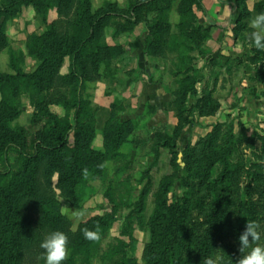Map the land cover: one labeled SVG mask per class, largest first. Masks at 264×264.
<instances>
[{"label":"rangeland","instance_id":"rangeland-1","mask_svg":"<svg viewBox=\"0 0 264 264\" xmlns=\"http://www.w3.org/2000/svg\"><path fill=\"white\" fill-rule=\"evenodd\" d=\"M144 1L148 2L144 8L131 12ZM260 1L89 0L92 11L112 15L93 46L105 47L109 56L97 63L92 81L85 83L82 92L81 120L94 131L90 147L105 157L99 171L80 177L70 193L73 203L62 198L56 175L51 188L58 203L55 209L64 215L72 232L87 220L109 219L97 234L99 241L86 263L78 255L74 264H115L121 258L128 264H143L142 251L149 240V221L160 187L165 185L164 198L169 203L179 199L187 192L179 180L187 175L185 181L190 186L198 179L196 165L203 159L200 152L208 150L203 143L216 137L211 148L222 152L228 132L239 140L245 171L258 174L254 178L241 171L223 187L230 228L237 224L232 219L239 212L234 200L241 193L264 214V27L253 13L254 4ZM42 9L23 5L14 18H0L7 37V48L0 54L2 72L14 74L13 58L16 68L32 73L38 61L27 53L29 36L42 35L47 25L55 26L57 32L69 28L66 10L59 17L53 2L46 13ZM67 67L66 59L62 75ZM192 71L193 96L185 89ZM29 91L26 87L18 91V115L12 124L24 130L27 146L46 121L36 117L32 104L40 95L30 98ZM50 111L62 115L58 107L51 106ZM122 123L128 124L121 130L125 141L114 150L112 142L107 145L108 128ZM176 132L174 147H162L164 139H172ZM187 147L191 150L189 171L182 161ZM16 159L12 152L7 164L0 158V171H16ZM230 161L236 163L237 157ZM218 171L217 163L209 178ZM190 198L186 223L202 229L209 212L207 191L195 189ZM226 229L223 233L235 243L233 232ZM69 253V249L60 250L42 264H63Z\"/></svg>","mask_w":264,"mask_h":264},{"label":"trees","instance_id":"trees-1","mask_svg":"<svg viewBox=\"0 0 264 264\" xmlns=\"http://www.w3.org/2000/svg\"><path fill=\"white\" fill-rule=\"evenodd\" d=\"M50 2L56 5L59 17H62L61 11L66 10L69 28L57 32L55 26L47 25L42 35L29 36L27 53L38 61L32 73H23L16 68L13 58L11 68L14 74L0 70V158L7 164V157L12 152L19 165L14 172L0 171V264H42L49 255H56L64 249H69L70 255L63 264H74L78 255L86 263L91 249L99 241L97 234L104 230L109 219L87 220L72 232L64 215L55 209L58 203L52 194L51 179L57 176V188L62 198L73 203L70 193L75 191L80 177L88 171H99L104 161L105 155L90 147L93 128L81 120L82 92L85 83L92 81L90 76L96 71L97 63L109 56L105 47L93 49V46L98 42L102 26L112 15L104 10L92 11L89 0H0V18L4 21L14 18L23 5L42 6L43 13H46ZM146 4L148 2H141L132 7L131 12H138ZM253 13L256 21L264 27V0L254 4ZM42 20L46 24V18ZM6 48L7 37L2 24L0 54ZM66 59L67 73L62 75L60 70ZM188 78L185 89L193 96L194 72ZM22 87L31 90L30 98L40 95L36 101H31L36 117L46 119L45 128L35 134L30 146L26 144L24 130L12 127L18 115L16 96ZM51 106L60 108L62 115L52 113ZM126 125L109 126L107 145L112 142L113 149H117L125 141L121 130ZM70 132H73L72 145ZM177 136L178 132L172 139L165 138L161 146L172 149ZM215 140L216 137H211L203 143L208 150L200 152L203 159L196 165V183L189 186L185 181L187 175L179 180L181 188H186L187 192L172 203L164 198L165 185L157 192L149 221V240L142 251L143 264H264V214L257 211L255 203L246 194L241 193L234 200L239 212L232 218L237 224L231 229L230 216L225 211L228 196L221 193L239 172L254 178L258 174L245 171L239 154V140L236 141L230 132L222 152L211 148ZM233 156L237 157L234 164L230 161ZM190 157L191 150L187 147L182 152L186 171H189ZM217 163L218 173L209 178ZM174 166L178 167L176 163ZM253 166L259 167L257 164ZM168 180L172 184V177ZM194 188L206 189L210 200L202 229V226H188L186 223V205L191 201ZM225 229L233 232L235 243L228 240V235L223 233ZM128 263L121 258L115 264Z\"/></svg>","mask_w":264,"mask_h":264},{"label":"crops","instance_id":"crops-1","mask_svg":"<svg viewBox=\"0 0 264 264\" xmlns=\"http://www.w3.org/2000/svg\"><path fill=\"white\" fill-rule=\"evenodd\" d=\"M212 3H213V2H212ZM222 10H224V8H223Z\"/></svg>","mask_w":264,"mask_h":264}]
</instances>
